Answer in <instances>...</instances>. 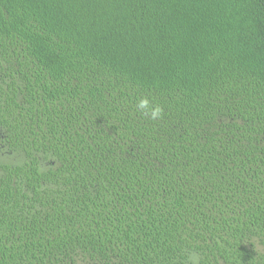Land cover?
Masks as SVG:
<instances>
[{
  "label": "trees",
  "instance_id": "obj_1",
  "mask_svg": "<svg viewBox=\"0 0 264 264\" xmlns=\"http://www.w3.org/2000/svg\"><path fill=\"white\" fill-rule=\"evenodd\" d=\"M0 264H264V0H0Z\"/></svg>",
  "mask_w": 264,
  "mask_h": 264
},
{
  "label": "clouds",
  "instance_id": "obj_2",
  "mask_svg": "<svg viewBox=\"0 0 264 264\" xmlns=\"http://www.w3.org/2000/svg\"><path fill=\"white\" fill-rule=\"evenodd\" d=\"M138 108L147 111L152 120L161 118L164 111L159 104H154V101L146 96L138 101ZM189 259L194 262L196 257L193 255L190 256Z\"/></svg>",
  "mask_w": 264,
  "mask_h": 264
}]
</instances>
